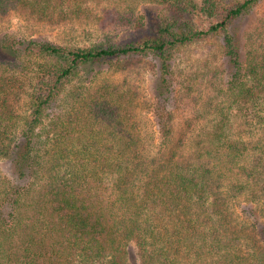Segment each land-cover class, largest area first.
<instances>
[{
    "label": "trees",
    "instance_id": "1",
    "mask_svg": "<svg viewBox=\"0 0 264 264\" xmlns=\"http://www.w3.org/2000/svg\"><path fill=\"white\" fill-rule=\"evenodd\" d=\"M98 1L0 0V20L77 22ZM151 1L163 12L144 41L82 48L0 37V264H127L133 243L142 264H264V53L244 57L230 32L263 0ZM215 33L228 81L213 130L188 151L149 154L128 78L74 87L90 65L156 61V115L169 138L175 53ZM242 197L258 206L252 224L235 215Z\"/></svg>",
    "mask_w": 264,
    "mask_h": 264
},
{
    "label": "rangeland",
    "instance_id": "2",
    "mask_svg": "<svg viewBox=\"0 0 264 264\" xmlns=\"http://www.w3.org/2000/svg\"><path fill=\"white\" fill-rule=\"evenodd\" d=\"M196 1L203 5L204 0ZM162 8L161 4L151 0H100L88 9L91 19L87 17L73 22L69 18L53 24L29 20L13 13L0 20V37L11 34L82 48L108 42H139L158 33V17L163 12ZM196 22L197 27L204 31H209L213 25L202 14L196 15ZM230 32L241 40L244 57L247 58L252 49L264 53V0L252 12L236 21ZM223 44V34H208L175 53L176 74L171 86L174 99L169 108L174 116V124L169 138L161 133L156 115L157 88L160 84L156 61L146 58L130 66L124 61V66H127L125 71L115 63L90 65L74 87L85 86L91 81V88L94 89L107 82L122 83L128 78L139 94L137 120L149 154H162L177 144L182 151H188L195 137L213 130L217 120L216 107L228 81ZM26 109L27 106L23 104L24 112ZM234 131L240 134L239 125L235 126ZM1 164L6 175L12 166L9 162ZM233 207L239 221L252 224L258 207L255 203L242 197L234 202ZM127 264H142L135 243L128 250Z\"/></svg>",
    "mask_w": 264,
    "mask_h": 264
}]
</instances>
